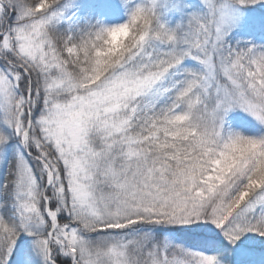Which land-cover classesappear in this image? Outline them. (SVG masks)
<instances>
[{"label": "snow or ice", "instance_id": "6c2138e0", "mask_svg": "<svg viewBox=\"0 0 264 264\" xmlns=\"http://www.w3.org/2000/svg\"><path fill=\"white\" fill-rule=\"evenodd\" d=\"M0 264H264V0H0Z\"/></svg>", "mask_w": 264, "mask_h": 264}]
</instances>
